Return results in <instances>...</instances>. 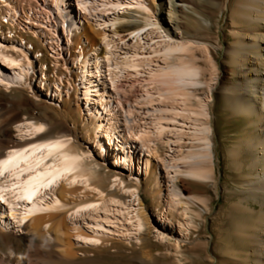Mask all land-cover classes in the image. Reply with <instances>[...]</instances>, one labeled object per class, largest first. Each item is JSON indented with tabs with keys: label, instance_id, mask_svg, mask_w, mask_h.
Returning a JSON list of instances; mask_svg holds the SVG:
<instances>
[{
	"label": "bare ground",
	"instance_id": "obj_1",
	"mask_svg": "<svg viewBox=\"0 0 264 264\" xmlns=\"http://www.w3.org/2000/svg\"><path fill=\"white\" fill-rule=\"evenodd\" d=\"M49 1L58 14L55 16L57 27L69 42L70 30L75 24L74 17L77 14L74 15L69 8L67 0ZM72 2L76 13L84 14L94 23L92 27L97 30L101 46L100 55L98 50H95L93 56L84 55L81 61L78 60L80 67L76 75L78 102L81 103L83 116L93 121L92 135H84L85 139H91L90 151L77 148L71 143L72 139L63 133L59 132L54 136L43 135L46 129L43 124L45 112L37 115L25 112L26 108L32 105V101L27 100L25 91L19 88L6 91L12 86L28 85L33 71L32 63L26 59V55L0 45V264H77V249L69 233L71 226H68L66 215L61 216L54 212L59 200L55 197V191L59 185L60 194H75L80 191V188L68 189V186L92 178L94 165H90L88 160L93 152L104 159L113 149L115 167L121 163L131 168L134 143L139 144L147 153L155 151L159 146H166L171 149L169 156L173 155L171 152L177 148L172 159L166 156L162 162L170 183L167 205L174 209L180 208L182 215L187 214V202L182 197L179 185L187 189L188 187L182 179L179 180L180 184L175 180L186 177L190 180L205 181L213 175V110L210 99L216 85L212 81L218 77L216 63L209 59L207 66L212 76L210 81L202 79L205 69L198 65L194 57L192 41L182 36L185 25L179 21L176 12H185L186 5L192 9L204 5L217 8L220 12L232 5L245 21L244 24L254 30V33L245 35V40L251 37L253 42L239 41L235 51L237 53L240 47L245 52L252 49L260 57L262 68L255 79L249 80L252 85H248L255 90L249 91V97L242 99L237 95V88H232L233 95H226L222 104L230 111L229 115H241L255 127L248 129V137L244 141L239 140V144L234 146L232 155L236 158V155L246 148L254 150L252 146H257L264 152V79H259L264 77V0ZM30 6L37 5L28 2L27 7ZM16 9L12 4L0 2L2 28H5L2 20H8L4 16L8 15L12 20L16 16ZM132 9L142 14L143 22L130 15L128 22L123 25L125 31L137 30L147 25L152 28L145 40L138 32L133 44L126 49L125 55H122L120 49L123 45L114 39L105 38L104 31L98 29L107 22L113 25L120 19L122 12ZM166 28L178 32L172 36ZM87 32L86 28L84 35ZM54 33L51 38L58 42ZM21 37L24 38L22 35ZM37 43L38 41L33 43V46ZM24 51L28 54V50ZM159 60L164 64L157 66L155 71L151 64ZM148 69L149 78H145ZM247 69L251 71L254 68L249 66ZM222 75H226V72L223 71ZM123 77L130 78V83L138 82L141 88L139 99L136 100L138 106L130 105L129 113L125 112L119 119L116 112L120 110V102L116 95L121 94L117 88L121 87L118 83ZM203 85L206 87V94L202 97L198 95L197 90ZM16 92L20 93V96ZM46 100L48 101V98ZM133 108L143 109L145 118L149 117L151 121L139 123L144 117L140 113L136 114ZM181 121L183 125L189 124L187 129L177 123ZM257 134L261 136L259 141L254 139ZM145 168L141 166V169ZM114 182L120 186L122 181L115 179ZM99 195L100 192L95 196L99 197L98 199L76 202L72 221L84 223L91 231V234L79 231L78 235L97 238L107 231H118L124 232L128 237L133 231L141 230L145 220L136 208L138 198L135 192L131 191L128 198L121 199ZM28 220L30 224L24 226L27 233L21 237L6 230L9 227L22 228ZM187 221L189 218L185 217L183 225L179 226L183 235L189 229ZM48 223L50 226L46 225ZM48 234H51L53 239H49ZM158 237L162 238L161 233H158ZM22 245L25 247V253L19 256L18 251ZM175 247H178V242Z\"/></svg>",
	"mask_w": 264,
	"mask_h": 264
},
{
	"label": "rangeland",
	"instance_id": "obj_2",
	"mask_svg": "<svg viewBox=\"0 0 264 264\" xmlns=\"http://www.w3.org/2000/svg\"><path fill=\"white\" fill-rule=\"evenodd\" d=\"M3 1L0 0L3 4H12L17 9L12 20L8 15L5 16L8 20H2L5 28L0 24V45L26 55L33 67L27 86H12L6 91L10 92L13 88L25 91L27 100L32 101V105L25 112L35 115L45 112L43 124L46 129L43 135L63 133L72 139L74 146L90 151L91 139H85L84 135H92L93 121L83 116L81 103L78 102L76 75L84 55L93 56L95 50H98V55L101 54L99 35L92 27L94 23L84 14L76 13L72 0H67L69 8L74 15L77 14L67 42V37L57 27L55 16L58 14L49 0ZM28 2L31 5L36 3L37 6L27 7ZM184 7L185 12L177 10L176 13L179 21L185 25L182 36L192 41L194 57L198 65L205 69L203 80L210 81L212 76L207 66L208 60L216 63L218 79L212 81L216 85L210 99L213 110V175L205 181L186 177L175 180L180 184L179 180L182 179L188 187L187 189L179 185L188 206L187 214L182 215L180 208L174 209L167 205L170 183L162 165L164 157L172 159L177 150L174 145L171 152L173 155L169 156L171 149L166 146H159L155 151L147 153L139 144L134 143L131 168L121 163L115 167L113 149L104 159L93 152L88 160L90 165H94L92 178L68 186V189L80 188V191L75 194H60V185L55 191V197L59 200L54 212L61 216L66 215L68 226H71L69 233L77 249V264H264V152L257 146H252L254 150L246 148L236 158L232 155L234 146L239 144V140L244 141L248 137V129L255 127L241 115H229L230 111L222 104L226 95H233L232 88H237V95L242 99L248 98L249 91L255 90L248 85H252L249 80L255 79L262 68L260 57L252 49L245 52L240 47L237 53L235 51L239 41L253 42L251 37L245 40V35L254 33V30L244 24L245 21L232 5L224 12L204 5L194 9L187 5ZM130 15L143 22L142 14L132 9L122 12L120 19L113 25L107 22L98 29L104 31L105 38L114 39L123 45L120 49L122 55L133 44L138 32L145 40L152 28L147 25L137 30L125 31L123 25L128 22ZM86 28L88 37L84 35ZM50 30L51 33H47ZM166 31L172 36L178 32L171 28H166ZM53 33L58 42L51 38ZM157 39L158 37L155 40ZM37 41V45L33 46ZM37 46L41 48H36ZM24 50H28V54ZM163 64L159 60L153 62L151 67L155 70ZM249 66L254 69L248 70ZM223 71L226 72L224 76ZM148 74L149 69L144 77L149 78ZM129 79L123 77L118 83L121 85L117 88L121 94L116 95L120 102V110L116 112L119 119L125 112L129 113L130 105L138 106L136 100L139 99L141 84L130 83ZM37 89L50 96V99L47 101ZM197 93L205 96V85L199 87ZM16 94L20 96V93ZM133 109L136 114L140 113L144 117L139 123L151 121L149 117L145 118L143 109ZM177 123L183 125L182 121ZM188 125L183 127L187 129ZM254 139L259 141L261 136L254 135ZM141 166L146 168L141 169ZM115 179L122 181L120 186L115 185ZM131 191L137 195L136 208L145 220L140 231H133L128 237L124 232L118 231H107L97 238L78 235L79 231L88 234L91 231L84 223L72 221L76 202L95 199L99 192V196L105 198H128ZM185 217L189 218L186 222L189 229L183 235L179 226L183 225ZM28 224L30 220L22 228L9 227L6 230L21 237L27 233L24 226ZM46 225L50 226V223ZM158 233H161L162 238L158 237ZM47 237L53 239L51 234ZM176 242L178 247H175ZM24 253L25 247L22 245L18 254L21 256Z\"/></svg>",
	"mask_w": 264,
	"mask_h": 264
},
{
	"label": "water",
	"instance_id": "obj_3",
	"mask_svg": "<svg viewBox=\"0 0 264 264\" xmlns=\"http://www.w3.org/2000/svg\"><path fill=\"white\" fill-rule=\"evenodd\" d=\"M38 90V92H40L45 98H48V99H50V96L48 97V96H46V95H44V93H43V91L42 90H40V89H37Z\"/></svg>",
	"mask_w": 264,
	"mask_h": 264
}]
</instances>
